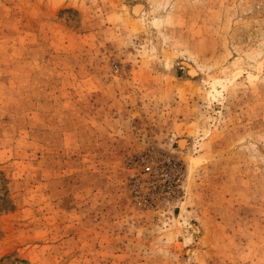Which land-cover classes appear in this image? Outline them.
Instances as JSON below:
<instances>
[{"label":"rangeland","instance_id":"rangeland-1","mask_svg":"<svg viewBox=\"0 0 264 264\" xmlns=\"http://www.w3.org/2000/svg\"><path fill=\"white\" fill-rule=\"evenodd\" d=\"M0 264H264V0H0Z\"/></svg>","mask_w":264,"mask_h":264},{"label":"built area","instance_id":"built-area-1","mask_svg":"<svg viewBox=\"0 0 264 264\" xmlns=\"http://www.w3.org/2000/svg\"><path fill=\"white\" fill-rule=\"evenodd\" d=\"M148 171L150 170V169H147Z\"/></svg>","mask_w":264,"mask_h":264},{"label":"bare ground","instance_id":"bare-ground-1","mask_svg":"<svg viewBox=\"0 0 264 264\" xmlns=\"http://www.w3.org/2000/svg\"><path fill=\"white\" fill-rule=\"evenodd\" d=\"M195 72H193V74H194Z\"/></svg>","mask_w":264,"mask_h":264}]
</instances>
